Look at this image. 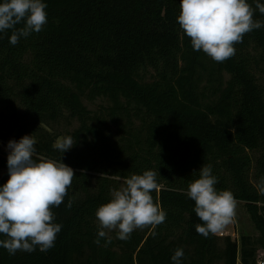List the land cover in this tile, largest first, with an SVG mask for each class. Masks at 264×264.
Here are the masks:
<instances>
[{"label": "trees", "instance_id": "trees-1", "mask_svg": "<svg viewBox=\"0 0 264 264\" xmlns=\"http://www.w3.org/2000/svg\"><path fill=\"white\" fill-rule=\"evenodd\" d=\"M44 2L39 33L13 45L12 30L0 32V140L32 135L37 157L62 160L75 177L53 209L62 225L54 246L14 255L0 247V264H174L177 248L181 264H256L264 247V195L254 186L264 177V27L217 63L193 50L179 27L180 0ZM254 19L264 22V14L256 10ZM97 98L108 103L92 111L85 99ZM65 118L80 125L60 133L54 127ZM60 136L75 141L64 153L53 148ZM8 154L0 152V186L9 178ZM202 165L212 166L218 191L247 203L257 237L239 243L196 232L202 222L186 191ZM146 170L157 171L152 196L167 213L164 223L155 235L145 228L126 241L115 231L110 242L98 237L97 208Z\"/></svg>", "mask_w": 264, "mask_h": 264}, {"label": "clouds", "instance_id": "clouds-1", "mask_svg": "<svg viewBox=\"0 0 264 264\" xmlns=\"http://www.w3.org/2000/svg\"><path fill=\"white\" fill-rule=\"evenodd\" d=\"M46 8L44 0H2L0 32L12 30L13 45L21 37L39 33L47 23ZM256 10L264 14V3L256 0L253 8L248 0H180L176 19L190 38L193 50L203 51L213 61L222 63L235 55V45L246 34L264 27V22L254 19ZM74 143L72 136H60L53 148L64 153ZM35 144L32 135L8 142L9 178L0 186V235L6 239H0V247L10 255L32 252L37 247L46 252L54 246L62 225L54 222L53 209L64 202L75 177L74 170L62 160L37 157ZM217 183L212 166L202 165L198 178L187 186L186 195L195 202L194 212L202 222L196 224L195 230L205 238L223 231L236 216L238 200L230 190L218 191ZM254 186L259 195H264V177ZM159 187L157 171L146 170L126 178L120 188H113L110 200L95 212L98 237H108L109 232L115 231L118 239L126 241L133 231L145 228L153 229L155 235L154 229L167 216L152 196ZM71 206L69 200L67 207ZM183 256V248H177L171 260L180 264Z\"/></svg>", "mask_w": 264, "mask_h": 264}, {"label": "rangeland", "instance_id": "rangeland-1", "mask_svg": "<svg viewBox=\"0 0 264 264\" xmlns=\"http://www.w3.org/2000/svg\"><path fill=\"white\" fill-rule=\"evenodd\" d=\"M262 69H264V62L261 63V66L258 70V75L264 81V71ZM85 103L92 111H97L102 105H106L108 102L104 98H97L96 100L92 101L89 99H85ZM79 125L80 123L78 120L65 118L55 124L54 128H56V130L60 133H66L68 131H74ZM9 151L10 150L8 149V144L0 140V152L9 153ZM221 232L225 233L224 236L230 235L232 238L237 239L239 243H241V238L243 235H251L254 237H257L259 235V230L256 228L251 219L247 203L238 201L235 219ZM217 234L220 235V232ZM259 256H264V247L262 246H259L257 249L256 260ZM239 264L241 263L239 262Z\"/></svg>", "mask_w": 264, "mask_h": 264}, {"label": "built area", "instance_id": "built-area-1", "mask_svg": "<svg viewBox=\"0 0 264 264\" xmlns=\"http://www.w3.org/2000/svg\"><path fill=\"white\" fill-rule=\"evenodd\" d=\"M220 235H221V236H224L225 233H224V232H220ZM256 264H264V256H263V257H262V256H259V257L257 258V260H256Z\"/></svg>", "mask_w": 264, "mask_h": 264}]
</instances>
